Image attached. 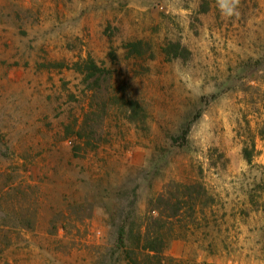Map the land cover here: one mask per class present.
Returning <instances> with one entry per match:
<instances>
[{
	"label": "rangeland",
	"instance_id": "obj_1",
	"mask_svg": "<svg viewBox=\"0 0 264 264\" xmlns=\"http://www.w3.org/2000/svg\"><path fill=\"white\" fill-rule=\"evenodd\" d=\"M156 237L264 264V0H0V264H156Z\"/></svg>",
	"mask_w": 264,
	"mask_h": 264
},
{
	"label": "trees",
	"instance_id": "obj_2",
	"mask_svg": "<svg viewBox=\"0 0 264 264\" xmlns=\"http://www.w3.org/2000/svg\"><path fill=\"white\" fill-rule=\"evenodd\" d=\"M243 156L244 159L246 160L247 163H250V159H251V153L249 152V150L247 148H243ZM183 193L184 191H191L194 190L196 191V196H197V201H201L203 199H210L211 197H209L205 191V189H203L200 185L196 184L194 186H181V188H179L178 191H180ZM185 195V194H183ZM154 243H152L149 247H146V249H148L152 254L148 255L149 258H151L153 261L156 262V264H172L171 259H167L165 258L163 255H161V250L165 245V242L159 238L156 237L153 240ZM129 264H138L136 262V260H133L130 256H126Z\"/></svg>",
	"mask_w": 264,
	"mask_h": 264
},
{
	"label": "clouds",
	"instance_id": "obj_3",
	"mask_svg": "<svg viewBox=\"0 0 264 264\" xmlns=\"http://www.w3.org/2000/svg\"><path fill=\"white\" fill-rule=\"evenodd\" d=\"M239 2V0H235V3H238Z\"/></svg>",
	"mask_w": 264,
	"mask_h": 264
}]
</instances>
